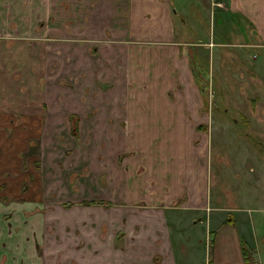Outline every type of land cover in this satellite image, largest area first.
Segmentation results:
<instances>
[{
  "label": "crops",
  "instance_id": "obj_1",
  "mask_svg": "<svg viewBox=\"0 0 264 264\" xmlns=\"http://www.w3.org/2000/svg\"><path fill=\"white\" fill-rule=\"evenodd\" d=\"M203 1L0 0V182L5 186L1 193L13 199L24 192L27 197L15 211L13 202L0 204V233L7 237L8 246L7 251H0V264H46L47 218H57L55 224L62 222L72 228L71 234H66L61 230L64 224L54 226L58 237L52 242L61 244L73 235L77 238L73 249L83 245L86 249L80 254L53 250L47 255L48 264L67 259L72 261L69 264H178L175 245L181 243L178 237L185 238L177 228L184 223L193 231L192 221L204 224L205 236L212 237L208 264H245L241 247L247 248L242 243L247 244L245 239L252 233L244 213L264 217V199L256 208H234L232 211L242 214L232 222L224 217L226 208L211 206L206 211L202 203L204 174L198 168L187 173L184 186L178 184V190L170 194L160 190L164 183L157 185L159 192L138 193V186L151 178L157 181L170 176L172 170L164 174L170 165H162L159 158V170L146 164L144 175L148 176L138 182H133L131 168L126 172L120 169L123 163L117 157L114 162L90 163V173L83 176L78 188V176L66 178L70 190L62 187L55 172L50 181L48 175L33 177L31 185H25L28 177L19 173L20 156L31 147V140L37 141L35 147L42 152L60 134L76 143L79 137L73 133L92 134L94 141L103 140L110 132L185 131L182 121L187 120L190 107L195 111L201 105L198 71L194 69L196 53L215 46H209L210 39L184 41L179 31V38L175 36L174 18L182 19L190 10L192 20L206 13L209 17L213 9L240 18L246 27L245 41L229 45L254 50L252 61L264 59V0H218L222 8ZM190 23L195 38L206 36L197 32L191 18ZM181 24H185L183 19ZM91 172H99L100 180ZM45 190L49 194L57 191L61 199L69 192L72 195L68 197L80 199L64 200L45 216ZM182 195L184 199L170 207ZM30 196L34 199L31 205ZM34 204L38 211L24 218V212L34 209ZM178 211L201 214L186 222ZM1 214L7 215L6 221ZM22 222H30L36 230L41 257H30L31 246L20 243L14 228ZM95 227L97 232L92 231ZM251 251L254 261L261 264L260 254ZM180 255L188 259L187 253Z\"/></svg>",
  "mask_w": 264,
  "mask_h": 264
},
{
  "label": "rangeland",
  "instance_id": "obj_2",
  "mask_svg": "<svg viewBox=\"0 0 264 264\" xmlns=\"http://www.w3.org/2000/svg\"><path fill=\"white\" fill-rule=\"evenodd\" d=\"M214 1L218 2V0ZM203 2L209 3L208 0ZM218 3L220 4V2ZM173 5L177 6L175 1ZM221 6L216 7L222 8L223 6ZM195 15L196 12L194 11ZM190 18L191 21L195 22L194 26L197 32L202 33L203 31L205 37L202 34L197 38L194 37L192 33L194 29L189 28ZM182 19L185 24H181ZM182 19L174 18L175 36L177 38H179V31L181 32L180 36H182L180 38L184 41L199 43L197 41L203 42L210 39L208 41L209 46L215 44L213 49L206 48L204 51L196 53L198 56L194 60V69L198 71L196 78L200 90L201 105L197 107L196 112L190 107L187 120L183 119L182 121L183 124H186V130L180 128L179 131L172 132L157 131L136 134L110 132L104 134L103 140L96 139L94 141H92V134L81 133L79 135L74 134V137H79L76 143L74 140H68L67 136L60 134L59 137L55 135L42 152L35 147L37 141L31 140L29 142L31 147L21 154L22 159L19 162V173L28 177V182L25 185H31L32 178L36 176L42 178L43 175H48L50 181V177H53L55 172L59 175L57 179L60 178L62 187L70 190L67 183L69 180L66 178L70 177L71 174L75 177L78 176L76 184L74 183L77 186L85 174L86 176L89 175L90 163L99 165L101 161L103 163L114 162L116 157L123 163V165H119L120 169L123 168V172H126V168L128 170L131 168L132 180L138 182L139 179L147 178L148 175H144L147 165L159 170V167H156L157 158H159L162 160V165H170V168L164 173L167 174L168 170H172L170 176L166 175L163 180L158 179L157 181L151 178L149 182L146 181L144 185L142 183L138 186V193L143 194L147 190L151 192L154 189L159 192L157 185L164 183L160 190L162 193L170 194L175 188L176 191L178 190V184L184 186L186 183L184 176L187 173L193 174L198 171V168L201 174H204L202 176L204 178L202 203L206 211L211 206L226 208L228 212L223 213L224 217L232 222L236 221L237 216L242 214L232 211L234 208L252 209L253 206L256 208L261 203V200L264 199V59L261 57L252 61V55H256L254 50L250 52L248 49L229 45L230 42L245 41L246 27L240 18L229 17L223 12L220 13L219 10L213 9L209 17L206 13L205 17L195 16L192 20L190 10V14L182 16ZM197 32L194 31V34L197 35ZM188 54H191L193 61V52L189 51ZM244 119L246 123L243 121ZM86 140L88 141L87 145H85ZM102 158L104 160H101ZM193 166L196 167L195 170H191ZM147 173L150 172L147 171ZM92 174L100 180L99 172ZM155 176L156 174H153V177ZM260 177L262 178L261 181H259ZM72 186L74 187L73 184ZM4 187V183L0 182V204L6 206V204L13 202L12 210L15 211V207L21 205L27 197L23 196L24 192L18 197L14 196L13 199L4 196L1 193ZM183 188L181 187V189ZM45 191L43 201L45 216H50L53 209L59 208L64 200L80 199L79 196L68 197L72 195L71 192L63 195V199H61L57 191L56 193L52 191L50 194L47 190ZM167 199L169 197L163 202L167 203ZM183 199L184 196L182 195L180 199L174 200L170 207H176V203ZM251 199H253L252 202ZM28 200L31 205L34 199L30 196ZM34 206L35 204L31 206L34 209L28 213L24 212V218L27 216L30 218L38 211ZM200 214V212L184 213L178 211L177 215L186 218V222H188L191 218L200 217ZM223 214H221L222 217ZM244 214L249 218V228L252 233L250 238L245 239L247 244L242 243L244 246L247 245V248H244L247 252V264H258L254 261L251 248L254 249L255 254L257 252L260 254V262L264 264V242L262 241L264 238V217L261 213L249 212ZM6 217V214H1V219L6 221ZM56 219H45V226L48 225L44 229L46 254L44 260L46 264L49 262L48 253L59 248L64 254L70 251L75 254L86 251L84 245L81 246V249H73L77 243V238L73 235H69L71 239H63L65 240L64 243L52 242L53 238L58 237L54 226L60 228L64 224L61 230L64 229L66 234H71L72 229L69 224L62 222L55 224ZM30 222L27 224L22 222L14 229L18 231L16 234L21 240L20 243L25 247L31 246L32 253L29 256L41 257V247L36 248L37 233ZM49 222H53L55 225L49 224ZM192 222L190 226L193 227V231L184 226V223L177 228L179 231L177 233L182 234L181 236L185 238L183 240L178 237V241L181 243L175 245L177 263L208 264L211 259L212 245L209 244V241L212 237L210 234L205 236L204 224ZM173 224L175 225V223ZM177 229L172 230L176 231ZM7 230L10 232V228ZM93 230L97 232L96 227ZM110 232L108 229V235ZM3 235L0 233V251H7V237ZM192 235L195 238H191ZM240 239L243 240L244 238L240 237ZM186 253L188 259L184 256L181 258L180 254ZM50 259L53 258L50 257ZM70 262H72L70 259L63 263L59 261L60 264H69Z\"/></svg>",
  "mask_w": 264,
  "mask_h": 264
},
{
  "label": "trees",
  "instance_id": "obj_3",
  "mask_svg": "<svg viewBox=\"0 0 264 264\" xmlns=\"http://www.w3.org/2000/svg\"><path fill=\"white\" fill-rule=\"evenodd\" d=\"M243 121L246 123L245 119ZM198 128H199V126H198ZM73 134H75V133H73ZM241 255L243 257L244 263L247 264V262H248L247 252H246V250L243 247H241Z\"/></svg>",
  "mask_w": 264,
  "mask_h": 264
},
{
  "label": "built area",
  "instance_id": "obj_4",
  "mask_svg": "<svg viewBox=\"0 0 264 264\" xmlns=\"http://www.w3.org/2000/svg\"><path fill=\"white\" fill-rule=\"evenodd\" d=\"M210 5H215V6H221V4H219L217 1H214V0H208Z\"/></svg>",
  "mask_w": 264,
  "mask_h": 264
}]
</instances>
